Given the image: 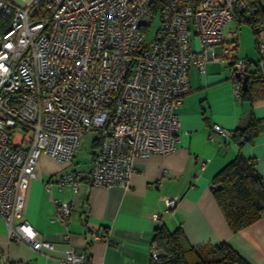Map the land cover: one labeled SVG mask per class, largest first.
<instances>
[{"label":"built area","instance_id":"1","mask_svg":"<svg viewBox=\"0 0 264 264\" xmlns=\"http://www.w3.org/2000/svg\"><path fill=\"white\" fill-rule=\"evenodd\" d=\"M249 1L264 9L262 0H0V219L9 239L53 249L23 218L24 193L42 154L68 165L82 136L97 132L90 166L57 181L78 196L83 183L127 188L135 158L174 151L176 109L191 90L188 69L204 73L208 59L231 57V76L246 72V60L235 54L237 29L225 26ZM156 14L159 25L147 41ZM253 27L264 75V19ZM241 90L237 79L236 98ZM212 129L232 135L219 124ZM177 201L166 198L167 209ZM75 207L59 204L57 218L66 224ZM150 257H157L155 244ZM65 261L91 264L72 250Z\"/></svg>","mask_w":264,"mask_h":264},{"label":"crops","instance_id":"2","mask_svg":"<svg viewBox=\"0 0 264 264\" xmlns=\"http://www.w3.org/2000/svg\"><path fill=\"white\" fill-rule=\"evenodd\" d=\"M196 43L191 38L193 49ZM216 48L220 53L221 47ZM236 50L237 46V56ZM241 57L248 71L259 67V57L255 61ZM233 61L231 57L208 59L204 73L193 66L188 69L191 90L176 109V149L166 155L135 158L127 188L83 183L77 196L57 181L62 173L82 166L74 158L64 165L42 154L24 193L23 218L35 229L37 239L51 242L53 249L33 250L10 240L0 219V264H70L65 261L70 250L84 254L91 264H148L154 231L162 225L170 231L181 228L192 246L224 242L247 264H264V217L232 232L212 194L213 176L239 150L231 137L213 131L214 124L234 130L246 125L250 117L262 121L260 132L241 151L254 159L264 181V75L261 81L250 79L252 100L236 98L230 73ZM91 158L92 154L85 169ZM168 197H177L173 209L166 207ZM65 202L76 203L66 224L56 216L58 205ZM155 213L160 215L157 220L151 217ZM93 233L101 238L94 239Z\"/></svg>","mask_w":264,"mask_h":264},{"label":"trees","instance_id":"3","mask_svg":"<svg viewBox=\"0 0 264 264\" xmlns=\"http://www.w3.org/2000/svg\"><path fill=\"white\" fill-rule=\"evenodd\" d=\"M255 6V3L249 1L248 10L236 7L233 17L235 16L237 22L249 23L254 30V20L264 19V9H255ZM245 12H248V15H245ZM246 73L249 79L247 88L241 90L238 97L252 100L251 83L261 81L263 76L259 67L250 72L246 66ZM232 79L237 81L234 76ZM261 129L262 121L250 117L246 125L232 130L231 138L239 150L211 180L213 197L232 232L264 217V181L255 169L254 159L241 151L242 146L251 143ZM98 145L99 138L96 137L92 146L97 149ZM95 151L91 154L94 155ZM152 240L156 246L157 257L150 258L148 264H247L224 242L202 247L190 245L181 228L170 231L163 225L159 226L155 229Z\"/></svg>","mask_w":264,"mask_h":264},{"label":"rangeland","instance_id":"4","mask_svg":"<svg viewBox=\"0 0 264 264\" xmlns=\"http://www.w3.org/2000/svg\"><path fill=\"white\" fill-rule=\"evenodd\" d=\"M262 5L264 6V0L261 1ZM245 15H248V12H245ZM159 25V15L156 14L153 17L151 26L148 28V34H147V41L152 40L156 29ZM236 28L238 32L237 37V57L242 58L248 56V58H252L251 60L255 61L259 57V51H258V40L259 36L255 33V31L252 29L251 25L245 21L237 22L235 19V16L233 17V20L228 22L225 26L226 29ZM190 35L193 38V28L190 30ZM256 38V39H255ZM196 40L195 49H199V43L198 40ZM215 50H218L215 47ZM234 94V93H233ZM20 132H16V136ZM97 137V132L90 131L86 132L79 143V146L75 152L74 155V161L77 162L78 166H82V168L86 167L89 163L90 155L93 151L96 150L95 147L92 146V141Z\"/></svg>","mask_w":264,"mask_h":264},{"label":"water","instance_id":"5","mask_svg":"<svg viewBox=\"0 0 264 264\" xmlns=\"http://www.w3.org/2000/svg\"><path fill=\"white\" fill-rule=\"evenodd\" d=\"M234 76L241 81V89L246 90L247 80H248V73H239L235 72Z\"/></svg>","mask_w":264,"mask_h":264}]
</instances>
